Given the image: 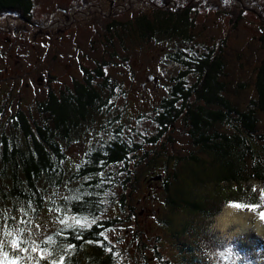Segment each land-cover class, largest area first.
<instances>
[{
	"label": "rangeland",
	"instance_id": "374dc122",
	"mask_svg": "<svg viewBox=\"0 0 264 264\" xmlns=\"http://www.w3.org/2000/svg\"><path fill=\"white\" fill-rule=\"evenodd\" d=\"M34 5L35 26L20 17L0 18V134L13 141L19 114L31 125L40 122L38 106L50 95L61 98L74 93L88 76L85 70L95 77L92 84L105 102L100 113L91 111L84 132L59 141L66 158L65 177L61 187H48L46 201L71 204L83 197L85 186L95 183L94 177L74 180V175L80 168H90L93 152L113 140L115 133H107L110 124L115 122L117 137L129 148L139 150L118 165L98 164L103 169L101 193H97L102 208L95 216L77 214L72 205L61 211L46 203L36 216L33 207L17 208L14 220L28 218L31 224L23 237L21 223H15L10 244L19 248V242H30L27 251L34 256L21 264H34L36 254L45 256L41 247L45 241L52 244L57 237H68L71 229L80 239L83 232L107 224L96 232L95 241L81 248L83 257L93 256L99 248L104 257L111 255L113 264H188L190 257L199 258L200 264H224L225 258L235 264L236 255H228L239 246L249 264H264V232L259 233L261 228L264 231L263 209L229 206L230 184L223 183L221 163L195 145L184 117L171 127L159 121L161 104L176 86L182 60L212 53L225 65L221 95L240 110L252 106L264 65V0H34ZM168 11L188 14L187 39L166 33L171 23L160 28ZM147 21L158 29L156 34L148 33ZM98 69L103 78L91 74ZM196 82L188 74L184 87ZM191 104L198 105L196 98ZM259 122V133L264 134V114ZM232 125L217 124L212 133L234 136L236 122ZM256 146L264 155V143ZM194 159L198 163L191 162ZM158 175L173 183L169 195L161 184L150 182ZM246 188L262 192L264 185L251 182ZM185 191L187 195L178 193ZM171 198L181 203L174 207ZM189 202L205 206L203 212ZM243 216L250 229L238 232V219ZM224 218L231 220L227 229L221 223ZM185 242L193 249L184 247L181 254ZM52 264H64V258Z\"/></svg>",
	"mask_w": 264,
	"mask_h": 264
},
{
	"label": "trees",
	"instance_id": "16d2710c",
	"mask_svg": "<svg viewBox=\"0 0 264 264\" xmlns=\"http://www.w3.org/2000/svg\"><path fill=\"white\" fill-rule=\"evenodd\" d=\"M34 6V0H0V18L4 20V18L17 19L20 17L27 24L35 26L31 19ZM164 16L163 19L166 21L161 22V29H165V26L168 27V24L171 23V30L167 29L166 33L188 38L187 13L183 12L178 15V13L168 11ZM175 17H179L178 22H175ZM146 24L150 28L148 33H157L158 29L151 22L147 21ZM180 26L185 29L182 30ZM179 56L177 55L175 58L179 60ZM182 63L183 69L174 79L176 86L171 92L170 98L165 99L161 104L163 111L160 118L162 120L159 121L171 127L184 117L182 119L187 121L189 135L195 145L206 155L216 157L215 160L221 163L219 169L220 174L224 176L223 183L230 184L227 186L230 189L229 206L238 204L240 207L263 209L262 213H264V190L260 192L258 189L246 188L251 182L264 185V155L255 150L258 143H264V134L259 133V118L261 114H264V65L259 71L256 83L257 99L252 102V106L247 111H244L236 108L221 95L224 85L220 81L225 69L222 57L212 53L197 59L191 58L190 62L183 59ZM92 71L91 74L103 78L100 69ZM84 73L88 76L86 75L83 84L76 86L74 93L62 95L61 98L50 95L49 101L38 106L42 118L40 122L31 125L23 114H19L14 122L18 127L13 131L17 133L13 136V141L8 139L5 134H0V229L3 234V240L0 241V264L4 260V252L8 253L9 260H16V264L31 261L34 257L32 252L20 251V249H27L30 242H19V248L10 244V232L15 223L18 221L21 223L19 229L23 237L27 231L26 227L31 224L27 221L28 218L14 220L17 208L20 206H25L26 209L33 207L36 216L44 209L46 203L50 207H59L61 211H65L69 205H72L73 211L77 214L95 216L102 208L100 200L97 199V193H101L99 187L102 184L99 175L103 169L99 168L98 164L104 161L108 166L118 165L126 159L127 155H133L139 150V147L129 148L124 140L117 137L118 131L113 127L115 122L110 124L107 127V133L108 135L115 133L113 140L108 143L105 149L98 148L93 152L90 157L92 158L90 168H86L85 171L80 168L79 173L74 175V180H80L84 175L94 177L91 182L95 183L85 186L86 192L83 193V197L74 199L71 204L66 201L62 203L56 201L55 204L53 200L46 201L45 191L48 187H61L65 177L63 166L66 158L62 152L63 146H60L59 141H70L73 136L76 137L84 132L88 128L86 124L89 117L92 116L91 111L100 113V107L105 105L92 84L95 77H92L86 70ZM188 74L195 76L197 82L194 86L185 88L184 80ZM194 98L198 101V105L191 104V100ZM176 104L181 105V109H179V105L174 106ZM234 121L236 122L234 136L212 133L217 124L233 127ZM34 128L35 131H33ZM191 162L198 163L196 159ZM212 166L214 168L215 164ZM160 177H162V181H155ZM166 178L164 175H158L150 178V182L161 184L163 190L169 195L173 183ZM178 193L187 195L186 191L184 194ZM180 201H183V198ZM169 203L176 207L181 202H178L177 198H171ZM189 204L190 207H195L202 212L205 208V206L200 207L198 203L189 202ZM107 226L108 224L103 229H106ZM103 229L95 227L94 231L83 232L80 239L75 238L77 234H72L71 229L70 232H67L68 237H57V242L52 244L45 241L41 245L46 251L45 256L36 254L37 260L34 264H52L55 259L56 262H59L61 258H64V264H81V260L84 259L89 260L88 264H113L111 255L104 257L99 248H95L93 256L84 254L83 257L81 253V248L85 243L89 240L95 241L93 237L96 232L101 233ZM184 247H188L189 250L193 249L192 244L188 246L185 242V244H181V254L185 252ZM230 254L236 255L238 263L235 264H244L243 262L249 264V260L245 256L247 255L246 251L239 246L238 249L234 247L230 250L228 256ZM240 258H244L243 261H240ZM190 259H186L188 264H200L199 258L190 257ZM252 262L255 264L254 261ZM224 264H229V260L225 258Z\"/></svg>",
	"mask_w": 264,
	"mask_h": 264
},
{
	"label": "bare ground",
	"instance_id": "6f19581e",
	"mask_svg": "<svg viewBox=\"0 0 264 264\" xmlns=\"http://www.w3.org/2000/svg\"><path fill=\"white\" fill-rule=\"evenodd\" d=\"M231 220H226L225 218L221 221V223H222V226L224 227V228H226L227 229V222H230ZM238 226L239 227H237L238 228V232H241V231H243V229H246V230H249L250 228H248L249 227V225H250V222L248 221V218L247 217H241V218H239L238 219ZM261 228V227H260ZM257 230V229H256ZM254 231H255V229H254ZM258 231V230H257ZM262 232H264L263 231V229L261 228V231L259 232V233H261L262 234Z\"/></svg>",
	"mask_w": 264,
	"mask_h": 264
},
{
	"label": "snow or ice",
	"instance_id": "6c2138e0",
	"mask_svg": "<svg viewBox=\"0 0 264 264\" xmlns=\"http://www.w3.org/2000/svg\"><path fill=\"white\" fill-rule=\"evenodd\" d=\"M240 205H236V207H239ZM262 215H264V213H262ZM61 223H64V221L62 220ZM78 223V221H77ZM37 235H39V233H37ZM15 244V242H13ZM20 251H27L26 248L24 249H20ZM3 256H4V260L2 262V264H16V260H9L7 257H8V253L7 252H4L3 253ZM17 259H18V256H17Z\"/></svg>",
	"mask_w": 264,
	"mask_h": 264
},
{
	"label": "water",
	"instance_id": "95a60500",
	"mask_svg": "<svg viewBox=\"0 0 264 264\" xmlns=\"http://www.w3.org/2000/svg\"><path fill=\"white\" fill-rule=\"evenodd\" d=\"M155 181H162V177L156 178Z\"/></svg>",
	"mask_w": 264,
	"mask_h": 264
},
{
	"label": "flooded vegetation",
	"instance_id": "af4514ba",
	"mask_svg": "<svg viewBox=\"0 0 264 264\" xmlns=\"http://www.w3.org/2000/svg\"><path fill=\"white\" fill-rule=\"evenodd\" d=\"M154 185V184H153Z\"/></svg>",
	"mask_w": 264,
	"mask_h": 264
}]
</instances>
